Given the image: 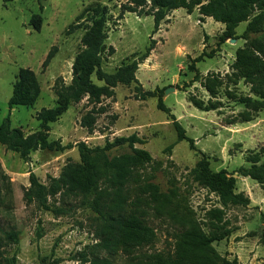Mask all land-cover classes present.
Returning a JSON list of instances; mask_svg holds the SVG:
<instances>
[{
    "label": "rangeland",
    "instance_id": "obj_1",
    "mask_svg": "<svg viewBox=\"0 0 264 264\" xmlns=\"http://www.w3.org/2000/svg\"><path fill=\"white\" fill-rule=\"evenodd\" d=\"M126 2L0 0V122L10 117L12 127L20 128L25 135L39 130L38 112L55 107L56 85L71 83L74 60L83 49L82 37L88 22L86 17L79 21L77 17L100 4L109 9L106 44L113 49V53L107 51L104 56V71L113 73L121 65L139 59L154 39L155 49L139 65L136 76L146 91L164 89V103L186 135L194 140L196 150L191 149L188 141L178 140L173 122L157 107V98L141 100L136 96L135 84L118 85L114 95L103 98L98 105H90L84 98L51 124L49 139L60 140L63 145L73 144V148L63 152L38 150L23 160L0 144V163L9 178L0 195V258L4 264H93L98 255L93 248L98 243L96 215L75 196L49 197L51 205L63 208L60 215L41 209L35 202H27L29 178L34 173L41 183L49 185L51 178H58L68 163L81 164L75 144L85 142L90 148L103 147L107 140L133 134L144 141L135 147L152 156V162L141 169L144 179L156 185L160 193L172 194L180 210H191L193 220L206 234L210 231L208 211L222 205L218 195L195 181L191 172L204 155L213 171L233 174L237 193L248 197L250 204L226 210L228 227L235 231L228 239L213 243V247L222 257L231 262L236 260L237 264L238 253L244 249L264 250L260 240L264 235V185L236 172L241 166H250L246 158L264 147V110L251 121L240 119L246 108L238 100L257 99L249 84L233 76L236 53L245 47L246 41L240 38L231 43L228 39L219 44L224 24L212 18L204 24V20L194 12L188 14L186 9L171 12L153 34L154 17L123 12ZM150 6L149 2L146 9ZM37 14L42 17L40 31L32 25ZM247 24L243 22L237 27L238 37ZM259 37L264 43V33ZM202 54L207 56L194 63ZM191 64L199 72V81H194L196 71L189 69ZM22 69L35 74L40 95L32 106L10 108L9 100ZM208 74L223 79L217 98L211 99L202 86ZM169 88L173 89L166 94ZM190 96L205 104L213 100L221 105L217 110L203 111L189 102ZM92 111L96 112L95 123L89 129L82 125V119ZM131 151L126 146L112 150L109 155L121 156ZM145 213L146 223L156 233L155 244L137 248L130 254L120 252L112 264H150L151 255L161 256L162 261L171 257L165 264L183 262L177 248V234L182 231L179 218L171 220L155 211L154 206L146 207ZM2 230L17 232L18 241L9 240Z\"/></svg>",
    "mask_w": 264,
    "mask_h": 264
},
{
    "label": "trees",
    "instance_id": "obj_2",
    "mask_svg": "<svg viewBox=\"0 0 264 264\" xmlns=\"http://www.w3.org/2000/svg\"><path fill=\"white\" fill-rule=\"evenodd\" d=\"M149 2L151 6L146 9ZM122 8L123 12L153 16V34L159 31L161 23L171 12L180 8L186 9L188 14L198 9L200 19L210 17L224 24L225 30L220 36L219 44L228 39L241 38L246 41L245 47L236 53V61L232 65L233 76L249 84L251 93L257 98L242 97L238 100L246 108L240 119L242 122L251 121L255 114L264 110V43L259 37L264 33V0H127ZM85 17L88 24L82 37L83 49L74 60L71 83L56 85L55 107L44 108L38 112L39 130L29 135H25L20 128L12 127L10 117L2 120L0 144L7 150L18 153L23 160H27L31 153L38 150L63 152L73 148V144L63 145L60 140L49 139L51 124L57 122L73 104L81 102L84 98L88 99L90 105H98L103 98L112 97L118 85L135 84L136 96L141 100L157 98V107L173 122L178 140L188 141L191 149L196 150L194 140L186 135V130L164 103V89L146 91L136 76L139 65L149 58L155 49L156 41L151 40L139 59L125 63L115 72L108 73L104 71L103 63L106 52L113 53V49L108 48L106 44L109 9L105 5L97 4L86 9L77 19L79 21ZM243 22L248 24L243 34L238 37L236 29ZM32 25L36 31L41 30L42 17L39 14L33 16ZM205 56L207 54L194 59V63L201 61ZM50 57L51 55L48 59ZM209 57L211 58L212 54H209ZM189 69L196 71L194 81H199V72L195 65H189ZM94 79L102 85L97 84ZM201 83L211 99L217 98L219 89L224 84L221 76L215 74H208ZM39 95L40 86L35 74L29 69H22L14 84L9 107L32 106ZM189 102L203 111L217 110L221 105L213 100L205 104L195 96H190ZM95 113L92 111L83 117L84 127H93ZM136 144H144L136 134L117 137L113 141L107 140L103 147L90 148L85 142H79L75 146L78 148L81 164L68 163L58 178H51L49 185H44L31 173L30 187L25 192V199L29 203L35 202L45 211L60 215L64 212L63 208L51 205L49 197L56 198L60 195L61 199L72 196L80 198L82 206L96 215L98 223V243L93 247L98 251V255L94 257L93 264H112V260L120 252L130 254L137 248L153 246L156 233L144 219L147 215L146 207L151 206L171 220L179 218L177 222L182 231L177 234V248L183 262L176 261V264H237L236 260L231 262L222 257L213 247V243L228 239L235 231L234 228L228 227L226 210L230 207H247L250 204L248 197L237 193V180L234 175L225 170L213 171L204 155L191 172L195 181L218 195L222 205V208H212L208 211L210 231L206 234L193 220L191 210H180L172 194L160 193L156 185L144 179L141 169L152 162V156L148 151L136 148ZM126 146L132 150L131 154L114 157L109 155L112 150ZM246 162L250 166H241L236 172L264 185V147L258 153L248 156ZM8 181L9 178L0 163V195L2 186ZM262 216L264 218V214ZM3 233L9 240L18 241L17 232ZM260 240L264 246V235ZM1 242L0 237V244ZM149 258L153 259L150 264H165L171 260L170 257L167 261H162L161 256L155 255ZM0 264H4L1 258Z\"/></svg>",
    "mask_w": 264,
    "mask_h": 264
},
{
    "label": "crops",
    "instance_id": "obj_3",
    "mask_svg": "<svg viewBox=\"0 0 264 264\" xmlns=\"http://www.w3.org/2000/svg\"><path fill=\"white\" fill-rule=\"evenodd\" d=\"M180 9H183V8H180ZM194 14H196L199 18H201V15L199 14L198 10H195ZM209 18L210 17L203 18V20L205 21L204 24L207 23ZM238 260H239V264H241V261L244 264L246 263L247 264H264V250L255 249V248L244 249V251L238 253Z\"/></svg>",
    "mask_w": 264,
    "mask_h": 264
},
{
    "label": "water",
    "instance_id": "obj_4",
    "mask_svg": "<svg viewBox=\"0 0 264 264\" xmlns=\"http://www.w3.org/2000/svg\"><path fill=\"white\" fill-rule=\"evenodd\" d=\"M230 42L231 43H235L236 42V39H230ZM173 88H169V89H167L165 92H166V94L170 91V90H172Z\"/></svg>",
    "mask_w": 264,
    "mask_h": 264
}]
</instances>
